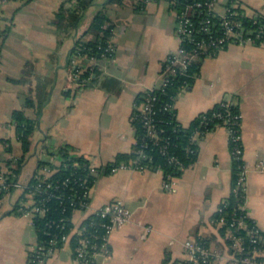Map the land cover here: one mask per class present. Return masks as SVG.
I'll return each instance as SVG.
<instances>
[{
  "label": "crops",
  "instance_id": "crops-1",
  "mask_svg": "<svg viewBox=\"0 0 264 264\" xmlns=\"http://www.w3.org/2000/svg\"><path fill=\"white\" fill-rule=\"evenodd\" d=\"M66 0H12L2 9L0 39V163L23 157L20 181H28L40 160L59 163L57 151L71 152L98 166L131 152L136 140L132 121L139 93L162 84V68L178 49L177 19L167 0H94L73 27H59L57 13ZM228 0H220L223 8ZM74 1H66L71 7ZM245 11L264 16V0H240ZM103 9L114 23L115 53L102 59L84 86L69 81L70 58L79 37ZM248 13V14H249ZM249 14V15H250ZM6 29V30H5ZM94 78V79H93ZM238 105L244 161L249 168L245 205L264 231V43L235 42L201 60L192 85L176 98V117L189 126L199 113L224 98ZM33 101L40 109L30 150L24 155L12 111ZM162 169L100 173L92 188L91 207L76 210L81 223L94 209L122 198L132 215L110 237L111 253L96 264H172L187 259L185 241L204 237L221 247L226 235L213 215L233 187V159L227 128L218 124L199 138L197 158L172 190L163 187ZM17 193L0 203V264H29L37 241L33 218L13 209ZM45 264L80 263L69 245Z\"/></svg>",
  "mask_w": 264,
  "mask_h": 264
},
{
  "label": "built area",
  "instance_id": "built-area-1",
  "mask_svg": "<svg viewBox=\"0 0 264 264\" xmlns=\"http://www.w3.org/2000/svg\"><path fill=\"white\" fill-rule=\"evenodd\" d=\"M12 0H0V39L3 33V6ZM172 10L175 12L177 24L176 31L179 37V47L175 51H172L167 56L163 68H162V84L158 87H151L146 89L149 91L147 98L142 101L137 107L139 109V116L143 121L144 126L147 129V133L154 139L155 143H159L163 138L161 133L164 129H159L156 125V111L154 107V101L157 99V95L153 93L156 89H164L165 86L171 81V76H177L180 73H186L189 70V66L200 61L205 57L215 56L220 51L227 48L230 44L235 42L261 44L264 43V25H261L257 29H246L242 22L238 18L240 15H249L245 10H238L242 7L238 0H229L223 6V11H220V0H194L185 4V8L181 11L177 9L181 0H167ZM198 15V19L194 20L193 17ZM258 17V16H255ZM107 27V24L105 25ZM203 33L207 37L197 38L196 33ZM112 34L105 40V45L100 44L99 48L102 49L100 56L88 54V53H75L71 58L69 80L72 85L84 86L92 80V76L95 70L101 66L102 59H111L115 53V43ZM101 40V37L99 38ZM185 42L191 43L193 47L189 48L185 46ZM90 71V75L82 77L81 74L85 71ZM190 87L189 83L182 85L181 89ZM219 105L224 109L222 111H214L212 115L203 114L201 120V127L204 129L196 130L191 136L192 143L199 144V138L206 134L212 128L209 127L210 121L214 118L223 122L228 131V138L230 144V150L232 159L238 161V176L234 186L232 187V193L243 195V201H240L237 209L243 211L238 215L237 210L233 212V217L228 230V237L231 243H224L221 247H212L204 245L200 239H187L185 241V247L188 253L187 259H181L173 262L172 264H264V260L259 257H264V246L260 243L264 242V231L255 222L252 226L247 223L249 212L246 208V192H247V180L249 174V168L244 161V146L242 141L241 132V112L234 113L231 106L234 102L229 98H224ZM161 109L163 111H174L176 109L175 101L165 102ZM176 116V112L173 113ZM216 124H219L216 122ZM171 144L170 137H167L164 142V153L168 152L169 145ZM192 152L195 150L190 149ZM169 162L177 163L180 168L186 167L180 160L177 154L168 152ZM146 155L140 151V157ZM90 160V159H89ZM91 178H76L74 181L80 183L84 187L83 191L78 192L76 189L74 193L73 203L76 210H88L91 207V194L92 188L96 183L101 171L98 170V165L89 161ZM145 170L148 169L146 164L140 163L139 159L125 162L122 161L118 164H112L110 166V173H114L120 170ZM157 169H162L159 167ZM5 167H0V191L4 189H10V186H15L17 191L26 190L28 201L25 203L23 215L31 216L32 218L38 215H44L47 207L42 201L37 203L34 196L39 192L42 182H39V187L29 186V181L22 182L17 180L13 184L6 182L4 172ZM53 170L50 167H43L37 170L35 176L45 179L49 178ZM33 176V175H32ZM176 177L173 175L167 176L163 181V187L168 190H172L176 185ZM81 179V181H80ZM70 177L63 180L64 184H69ZM73 181V182H74ZM53 183L47 182L46 187L43 188L44 192H49V187ZM42 190V188H41ZM1 201V199H0ZM226 199L222 201L225 202ZM218 209H221L220 206ZM92 213L97 214L99 220H92L90 225L95 226L96 229L88 230L87 225L83 224L89 215L76 224L73 218V226L71 229L61 235L62 246H59V240L57 236L51 238L47 244L36 242L32 246L29 264H45L46 261L56 253L58 249L65 245H69L71 248L74 259L80 263L96 264L99 258L108 257L111 253L110 237L112 233L124 226L131 218L132 212L127 203L122 198H116L108 201L101 206L93 210ZM91 213V214H92ZM227 219L221 217L217 224L219 226L226 223ZM246 229V235L238 233V230ZM101 229V231H100ZM73 236H77L75 245L71 246V240ZM249 237L251 243L259 244L250 248L244 244L245 237ZM187 262V263H184Z\"/></svg>",
  "mask_w": 264,
  "mask_h": 264
},
{
  "label": "trees",
  "instance_id": "trees-1",
  "mask_svg": "<svg viewBox=\"0 0 264 264\" xmlns=\"http://www.w3.org/2000/svg\"><path fill=\"white\" fill-rule=\"evenodd\" d=\"M67 2L72 0H66ZM65 4L62 5L60 11L57 13V23L59 27H73L80 16L93 2L94 0H73L74 3L71 7H66ZM113 1H121V0H110ZM189 1L194 0H181L177 6V9L181 11L185 8V4ZM204 1V0H202ZM234 0H229L230 4ZM240 2V0H238ZM238 10L244 11L243 7H239ZM194 20L198 19V15L193 17ZM242 25L250 30L257 29L261 25H264V16L260 15L258 17L255 16H247L240 15L238 18ZM107 24V27L105 25ZM114 28V23L109 19L107 14L103 9L98 11L89 28L85 31L87 33H93L92 38L79 37L76 40V44L73 48L72 53H88L90 55L94 54L97 57L100 56L102 49L99 48L100 44L105 45V40L108 36L112 34V29ZM6 30V29H5ZM197 38L207 37L203 33H196ZM101 37V40L99 39ZM186 47H193L191 43L185 42ZM71 63V58L70 61ZM200 61H196L189 66V70L186 73H180L177 76H171V81L165 86L164 89H156L153 91L155 95H157V99L154 101V107L157 109L155 117L157 119L156 125L159 129H164V132L161 133L163 137L159 143H155L154 139L148 135L147 129L139 116L138 105L144 101L149 95V91H143L139 93L135 100V107L132 115V121L136 128V140L134 143L133 150L129 153L121 152L118 153L115 160L109 162L106 165H102L98 167L100 173H110V166L112 164H118L122 161L129 162L136 159H139L140 163L146 164L148 168L157 169L159 167L163 168L164 171V179L169 175L180 176L184 169L180 168L177 163L169 162V154L168 152L175 153L178 155L182 163L185 167L194 163L197 158L199 144L191 142L192 134L198 129H204L201 127V120L203 114L212 115L214 111H222V107L217 103L214 107L209 110L203 111L196 116L194 121L189 126H184L181 124L177 117L173 115L174 111H163L161 109L162 105L167 101H175V98L178 92L181 90L182 85L186 82L192 85L195 74L200 69ZM97 72V70H95ZM90 75V71L85 70L81 76L87 77ZM94 79V78H93ZM87 85V84H86ZM33 101L30 98H27L24 106L20 109H14L12 111V122L16 124L17 136L22 142V149L24 155L30 150L31 147V139L34 135L39 115L40 109H38L32 117L28 115V108L32 107ZM232 111L235 113L240 112L238 105L234 104L231 106ZM224 112V109H223ZM216 122L219 124H223L219 119L214 118L210 121V128L215 127ZM167 137H170L171 144L169 145V149L167 153H164V142ZM194 149L192 152L190 149ZM140 151H142L146 156L140 157ZM57 154L61 158L59 163L52 161L40 160L38 163V167L34 172L33 176L29 181V186L31 187H39V182H42L41 188L38 193L35 194L34 198L37 203L45 204L47 210L44 215H38L33 217L34 227L36 229L37 241L39 243L47 244L49 240L55 236L59 240V246H62L61 235L63 233L68 232L73 226V216L75 209V204L73 203L75 190L78 189V192L83 191L84 187L80 185V183H76L74 179L76 178H91L90 175V167H89V159L84 157L83 155L75 154L71 152V146L66 144L63 145L58 151ZM23 162V157H14L10 160H7L4 164L0 163V167H5L6 171L4 175L6 177V182L13 184L17 180H20L19 174L21 170V165ZM43 167H50L53 172L50 177L45 179V181L41 180L35 176V173L38 169ZM238 176V161L233 160V186L236 182ZM67 177L71 178L69 184H64L63 180ZM74 181V182H73ZM81 181V179H80ZM53 183L49 187V192H44L43 188L46 187V183ZM26 189L24 191H17L15 186H10V189H4L0 191V203L4 200L6 196L9 194L17 193V197L14 200L13 211L19 215H23L24 210L28 209L25 207V203L28 201V196L26 195ZM240 201H243V195L231 193L229 197L226 198V201L220 204V208L218 209L214 215V221L217 223L221 217H225L227 219L226 223L219 227V231L222 235H226L225 243H231V240L228 237V230L230 229V221L233 217V212L237 210L238 215L241 214V210L237 209V206ZM92 220H99L97 214L92 213L89 217L84 221L83 224L87 225L88 230L96 229L95 226L90 225ZM256 221L251 217L247 218V223L249 226L255 224ZM101 231V229H100ZM238 233L243 236L246 235V229L241 228L238 230ZM77 236H73L71 240V246L75 245ZM204 245L209 246V242L206 238L199 237ZM244 244L248 247L252 248L255 245L251 243L249 237H245ZM261 246H264V242L260 243ZM31 254V253H30ZM261 260H264V257H259ZM187 263V262H184Z\"/></svg>",
  "mask_w": 264,
  "mask_h": 264
},
{
  "label": "rangeland",
  "instance_id": "rangeland-1",
  "mask_svg": "<svg viewBox=\"0 0 264 264\" xmlns=\"http://www.w3.org/2000/svg\"><path fill=\"white\" fill-rule=\"evenodd\" d=\"M219 9H220V11H223V9H222V7L221 6H219ZM247 13H249L248 11H247ZM250 14V13H249ZM250 15H253V13L252 14H250ZM69 78V77H68ZM70 79V78H69ZM70 81V80H69ZM70 83H72L71 81H70Z\"/></svg>",
  "mask_w": 264,
  "mask_h": 264
}]
</instances>
